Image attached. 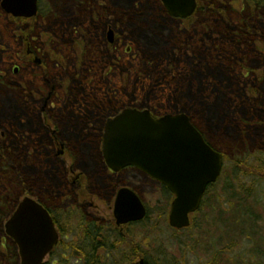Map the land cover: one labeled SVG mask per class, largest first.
<instances>
[{
  "label": "rangeland",
  "instance_id": "374dc122",
  "mask_svg": "<svg viewBox=\"0 0 264 264\" xmlns=\"http://www.w3.org/2000/svg\"><path fill=\"white\" fill-rule=\"evenodd\" d=\"M74 1L76 0H43V10L49 9L51 2L56 6V9L68 10L71 7V13L74 12L73 15L68 13L67 15L57 14L51 16L58 23L61 21L69 23L80 16L77 8L84 6L89 0H77L76 3ZM124 1L130 2L129 0ZM73 2L76 7H74ZM236 10L237 8L232 10L235 16L234 19L239 16ZM38 22L40 27L47 26V24H43L42 19H38ZM184 23L185 26L191 25L190 21ZM50 24L55 25V23ZM183 25L178 27L183 28ZM9 29L8 21L0 16V31L3 35L0 40V48L1 44L9 47V52L2 49L3 60L1 61L5 66L11 68L7 77L27 79V82H30V85H34L37 89V87L42 86V78L26 68L28 66L21 69V74L16 75L13 73L12 63L15 53L12 48L17 49L19 45L12 39ZM71 33L73 34L71 37L73 41L70 42L74 43L65 49L68 66H72L75 62L77 64L82 62L77 47L78 43L75 42L80 37L78 33ZM194 43H196V40ZM198 48L200 47L196 45V49ZM228 48L233 51L229 54L231 62L228 67L217 64L215 66L208 65L205 69L210 75V88L209 91L205 92L209 97L200 92L198 88H196L195 94L191 92L192 83H189V81L192 76L184 80L186 92L183 93L184 97L182 96L183 107L189 108L191 102L194 103V108L187 111L186 114L188 113L196 121H199L200 125L203 124L202 127L205 129L208 139L226 155L222 178L216 186L208 191L202 210L193 216L192 227L176 232L170 225L168 213L172 198L169 194L162 193L160 184L150 181V179L139 175L137 172V174L130 173L131 177L127 174L124 176L125 179L123 178L126 183H130L132 186L137 185L148 205L149 213L146 220L141 222L142 224L130 226L129 233L131 235L128 237L129 242L134 241L135 244L143 247L145 255L151 253L159 256L160 253L158 252H165V256H172L173 261L177 260V262H183L184 264H264V79L263 83L262 80L258 81L262 77L260 74L264 73V69H262L264 58L263 54L259 52L262 48L260 44H254L253 42L249 45L245 44L244 48L241 49L239 46ZM136 49L137 51L134 52H137V55L135 53L126 54L125 47H119L116 52H118L122 61L129 66V62L132 65H138L141 53L144 54V51L149 55V59L153 56L157 58V51L145 49L142 51V46L137 42ZM158 51H162V55L164 53L166 55L169 53V47H162V50ZM198 51L201 53L199 49ZM193 54V52H190L191 56ZM63 58L66 62V58ZM191 64L192 61L183 59L182 65H189V70L194 68ZM250 71L253 73L248 74ZM175 76L174 80L176 82L181 81L179 75ZM252 90H255L254 94L251 92ZM5 91V94L0 96V106L3 108V114H8L11 118L9 119L10 122L14 125L9 132L15 133L18 128L19 131L22 129L21 125L19 127V111L20 109L23 110L24 107L18 102L19 96H17L15 86L13 88L10 84H7ZM190 96L191 101H188ZM204 96L210 99L206 105L203 104V101H205ZM29 120L32 119L29 118ZM39 144V142H36L34 145L36 155H38L37 151L41 149ZM42 151V155H38L39 159L36 157L35 159L30 157L26 159V154H23L24 149L20 145V139L18 137L10 138L8 154L11 164L15 166V169L20 167L26 181L30 182L27 184H29L32 192L47 199L54 197L57 199L56 203H59L60 206L74 205L75 197L70 196L67 198L66 196V194L74 195L76 193V189L71 184V169L68 168L67 170L64 162L49 154L45 149H42ZM90 161L95 168H98V157L91 155ZM81 162L82 160L79 159L78 164ZM240 163L245 167L241 166ZM67 165L70 167L69 164ZM132 176L137 177L139 180H133L132 182ZM89 179L98 189V193L107 192L109 194L108 183L106 185L102 183L106 181L105 179L96 178L95 174H90ZM11 182L15 184L13 180ZM68 184V191L63 193ZM10 194L11 198H14L15 194L12 190H10ZM17 194L19 195V193ZM96 197L97 195L92 196V198H95L94 202L98 205V209L101 210L100 213L91 208L88 202L82 200L81 203L85 202L86 209L90 213L95 212L99 215L112 216L113 213L108 210L106 198ZM231 198L234 199L231 200ZM237 214L246 218L251 217L250 221H243L242 224L239 223V226L236 225L237 220H239L236 218ZM77 223L78 219L71 218L68 224L72 228H77ZM147 229L151 233L146 231ZM77 231L76 229L75 232ZM144 233L151 234L155 240L148 243L149 245H145L140 240ZM75 235L76 233L67 237L72 240ZM58 251L59 254L47 257L46 261H50V264H83L82 261H76L72 258L68 250L66 251L67 254L60 248ZM61 252L64 253L63 257ZM3 256L0 254V261L8 264L5 260L6 256H4L5 258ZM102 258L104 264H112L117 260L123 261L124 255L121 250L115 252L114 249L109 256H106V252L103 251ZM139 261L140 259L136 260V262Z\"/></svg>",
  "mask_w": 264,
  "mask_h": 264
},
{
  "label": "flooded vegetation",
  "instance_id": "af4514ba",
  "mask_svg": "<svg viewBox=\"0 0 264 264\" xmlns=\"http://www.w3.org/2000/svg\"><path fill=\"white\" fill-rule=\"evenodd\" d=\"M2 1L0 0V12H2L0 16H3L8 21L10 26L9 33L19 45L17 49L12 48L15 53L12 63L13 73L16 75L21 74V69L28 66L26 68L42 78V86L36 89L34 85H30V82H27V79L21 77L11 79L7 77L11 68L5 66L1 61L3 60V51L9 52V47L1 44L0 96L5 94L7 84H10L13 88L15 86L17 96H19L18 102L24 107L23 110L20 109L21 112L19 111V127L21 125L23 129L22 135H20V143L26 154V159L32 157L33 154L36 155V151L34 152L31 146L39 142L41 149L37 151V154L41 156L43 153L42 149H45L49 154L64 162L66 169L70 168L72 171L71 184L76 189L74 195L66 194L67 198L70 196L75 197L74 205L68 204L66 206H60L59 203H56L57 199L54 197L47 199L39 197L33 192L29 194H33L41 203L48 207L59 232L63 231L62 225H66V222L69 223L71 218H74V220L78 219V226L77 228L75 227V231L76 229L78 231L75 232L77 235L75 237L78 238V243L81 245L83 242L82 223L91 222L93 227L98 230L96 234L97 242L101 243L103 241L113 251L119 245L116 236L120 240H124L131 235L129 233L130 226L137 224L135 222L123 225L117 223L116 200L122 189L134 192L148 211V205L137 185L132 186L130 183H126L123 180L124 176L127 174L130 176V173L137 172L139 175L150 179V181H157L147 174H143L136 166H127L116 171L106 164L103 153L108 120L116 118L129 108L139 111L148 110L154 118L160 119L167 113L175 114L179 112L175 104L177 101H181V97L171 94V87L177 85L175 80L169 82L170 80L164 78L163 81L157 82L153 86L149 85V80L154 76L153 72L150 71L154 64L151 65V62L144 58L142 53L139 58V64L132 65L129 62V66L122 61L118 52H116L119 47H125L126 54L135 53L137 55L138 53L134 51H137L136 42L139 43L138 38L134 31L128 28L127 24L129 21L134 24H149L152 23L151 18L125 19L127 13L122 7L123 4L120 3L121 1L89 0L84 6L77 8L80 16L75 21H70V24L56 21V24V22L51 21L50 16L57 14L67 15L71 13V7L68 10L56 9V6L51 2L49 8H53V10L46 9L44 11L43 0H39L36 15L21 17L4 12ZM74 2L76 3L77 0ZM74 2V7H76ZM73 13L71 14L73 15ZM167 17L174 26L177 17L172 15ZM38 19H42L43 24L45 23L47 26L40 27ZM185 20L183 19L181 22ZM50 23H55V25ZM67 24H69L68 27ZM71 32L80 35V39L75 42L78 43L77 47L79 48L81 59L93 55L96 52L95 49L102 43L112 48L116 62L112 68H109L110 70L108 69L109 72L106 75L109 82L108 85L102 86L99 80L98 85L91 86L93 77L90 76L95 75L100 78V71L94 66L93 71H85L86 68L82 63L77 64L75 62L72 66L67 65L65 49L74 43L70 42L73 41ZM2 36L0 31V40ZM63 57L66 58V62ZM152 59H155V57ZM162 67H160L162 69L159 72H156L157 74H162L163 70L169 65ZM86 75L88 76L86 77ZM174 75L175 73L170 74L172 77ZM119 76L121 81H123L122 84L118 83ZM83 77H85V83L88 86L83 89L70 88L79 78L83 79ZM106 90L112 93L100 95V92L103 93ZM103 97L107 99L106 102L103 101ZM29 118L32 120H29ZM190 118L196 129L201 132L204 140L216 151H220L208 139L206 131L202 127L203 124L200 125L199 121H196L191 116ZM9 119L8 114H3V108L0 106V166H2L0 178H4L8 174L7 169L3 167L11 164V160L8 157V150L10 149L9 130L14 125ZM16 131L19 132V128ZM38 155H36L37 159H39ZM91 155L99 158L98 168L92 165L90 161ZM79 159L82 160L80 164H78ZM90 174H95L96 178L99 177L106 180L101 182L104 185L108 183L109 194L107 192H97L98 189L95 188L89 179ZM132 178V182L133 180H139L135 176H132ZM217 182L209 185L203 197L213 186H216ZM110 184H112L111 187ZM68 188L69 184L63 193L68 191ZM26 191L29 190L27 189ZM168 194H171L173 201L175 195L172 192H167L166 195ZM96 195L98 198H106L105 200L108 201L107 207L109 212L113 213L112 216L101 214L100 216L95 212L90 213L87 211L85 202H88V205L97 212H101L96 202H94L95 198H92V196ZM82 200L85 202L81 203ZM1 239L2 236H0ZM124 242L122 243L124 244ZM123 244L121 245L123 246ZM136 246L143 248L139 244H136ZM101 250L102 248L99 251ZM63 251L66 253V250ZM61 255L64 256V253Z\"/></svg>",
  "mask_w": 264,
  "mask_h": 264
},
{
  "label": "trees",
  "instance_id": "16d2710c",
  "mask_svg": "<svg viewBox=\"0 0 264 264\" xmlns=\"http://www.w3.org/2000/svg\"><path fill=\"white\" fill-rule=\"evenodd\" d=\"M129 1L130 2L121 0L120 2L123 4L122 7H124V10H126L127 13L125 19L130 18L131 20V18L143 17L147 19L151 18L152 21V23L142 25L141 23L134 24L132 21H129L127 24L128 28L133 30L134 34L137 36V40L140 46H142V51L145 49L158 52L157 58L155 57V59H152L154 56L149 59V55H147L145 51L144 54L146 55L143 54L144 58L151 62V65L154 64L150 69L154 76L149 80V85L153 86L157 82L163 81L164 78H166V80H170L169 82H173L176 77L175 75H179L181 78V81L178 80V82H176L177 85L171 87V94L181 97V101L179 100L175 104L178 111L187 112L194 108L193 102H191L189 108L183 107L182 103L183 93L186 92L184 80L187 77L192 76L189 83H192L191 92L193 94H195L194 92L196 88H198L200 92H203L205 96L209 97V95L205 92L209 91L210 88V75L205 71V69L208 65L215 66L217 64H222L225 67H228L231 62L229 54L233 53V51L228 47L239 46L241 49L244 48L245 44L249 45L252 44V42L254 44H260L262 48L259 52L263 54L262 56L264 58V0H198L200 3L199 8L197 9L198 14L188 20L191 25L186 26V29L178 27L176 24L173 26L172 22L171 24L169 23L170 21L167 17L168 15L159 0ZM139 1H142L140 7L136 3ZM235 8H237L236 11L239 14L237 19H234L235 16L232 12ZM49 9L53 10V8ZM51 21L56 22V20L52 18ZM69 24L67 26H69ZM158 29L163 30L165 35L160 34ZM83 32L84 31L82 30V33ZM195 40L196 43H194ZM196 45L200 47L198 49L201 53H199L198 49H196ZM162 47H169V53L166 55L164 53L162 55V51H158L162 50ZM95 51L96 52H94L93 55L83 57L81 59V63L85 66V71H93V66L94 68H98L100 71V78L94 76L91 86L98 85L99 80L102 86H106L109 83L106 76L108 75L107 72H109V68H112L116 62L115 53H113L112 48L105 43L99 45ZM190 52H193L194 54L191 56ZM234 56L237 57L235 54ZM184 58L192 61L191 66H194L192 70H189V65H182ZM164 65H169V67L163 70L164 72H162V74H157L156 72H159V70L164 68L162 67ZM262 69H264V67ZM171 73H175L174 77L170 76ZM252 73L253 72L251 71L248 72V74ZM260 76L262 77L259 78L258 81L262 80L261 82L263 83L264 73L260 74ZM84 78L85 77H83V79L79 78L78 81L70 88L83 89L85 86H88L85 83L86 79ZM122 82L123 81H121L119 76L118 83L122 84ZM251 92L254 94L255 90H252ZM110 93V91L106 90L103 93L100 92V95ZM205 96L203 104L206 105L209 103L210 99ZM103 101L106 102L107 99H104L103 97ZM188 101H191V96ZM201 112L202 111H200V113ZM22 130L23 129L16 133H10L9 137H18V139H20V135H22L23 132ZM34 145L31 147L35 152ZM24 153L25 152H23V154ZM35 157L36 155L33 154L30 158L35 159ZM240 165L242 166L243 164L240 163ZM243 167L245 166L243 165ZM3 168L7 169L8 174L6 177L0 178V235L4 233L3 221L16 208L20 196L23 195L27 189L29 190L26 191L27 193L32 191L29 188V184H27L30 182L26 181L25 175L20 170V167L15 169L14 165L7 164V167ZM12 180L15 184H12ZM10 190L14 192V198H11ZM167 192H169V190L163 187L162 193ZM17 193H19V195ZM233 199L234 198H231V200ZM248 217L250 216L248 215ZM236 218L239 219L236 223V225L239 226V223L242 224L241 222L243 221H250L251 217L246 218L237 214ZM82 224V244L80 245L78 243V238L74 237L76 241L71 240L72 242L67 243L65 247H67L72 254V258L82 261L83 264H104L105 262L102 258V252L105 251L106 256H109L113 252L111 251L112 249L109 248L108 244H104L103 241L101 243L97 242L96 234L98 230L93 227L91 222H83ZM65 226L67 227L64 229L65 231H63L64 233L62 234L72 235L75 233V228L69 226L68 222H66ZM146 231L151 233L148 229ZM124 240L126 241L124 242ZM124 240H120L117 236L119 245L115 249V252L117 250H121L123 252L124 260H117L112 264H134L139 258H145V264H184L183 262H177V260L173 261L172 256H165V252H158L160 253L159 256L151 253L145 255L143 248L141 249L136 246L134 241H128V236ZM140 240L143 241L145 245H149L148 243H151L152 240H155V238L151 236V234L144 233V236H141ZM122 242H124V244ZM121 244H123V246ZM101 248L102 250L99 251ZM7 261L8 264H18L15 256H9Z\"/></svg>",
  "mask_w": 264,
  "mask_h": 264
},
{
  "label": "water",
  "instance_id": "95a60500",
  "mask_svg": "<svg viewBox=\"0 0 264 264\" xmlns=\"http://www.w3.org/2000/svg\"><path fill=\"white\" fill-rule=\"evenodd\" d=\"M162 3L170 15L182 19L192 16L198 6L197 0ZM2 6L15 16L30 17L38 12V0H3ZM108 121L103 153L106 164L116 171L136 166L169 187L176 198L171 225L188 227L203 193L222 174V153L209 146L185 114L156 119L148 110L129 108ZM116 201L118 224L145 218L146 208L134 192L122 189ZM6 232L16 244L22 264H42L60 238L49 211L32 196L19 202L6 223Z\"/></svg>",
  "mask_w": 264,
  "mask_h": 264
},
{
  "label": "bare ground",
  "instance_id": "6f19581e",
  "mask_svg": "<svg viewBox=\"0 0 264 264\" xmlns=\"http://www.w3.org/2000/svg\"><path fill=\"white\" fill-rule=\"evenodd\" d=\"M137 4H138V6L140 7V5L142 4V1H139V2H136ZM135 3V4H136ZM175 17V16H174ZM168 21V20H167ZM182 21V18H178L177 17V20H176V25H178V26H181V25H183V24H185L184 22H181ZM169 22V21H168ZM170 23V22H169ZM171 24V23H170ZM183 29H186V26L185 25H183ZM182 29V30H183ZM159 31H160V34H162V35H165V32L163 31V30H161V29H158Z\"/></svg>",
  "mask_w": 264,
  "mask_h": 264
}]
</instances>
